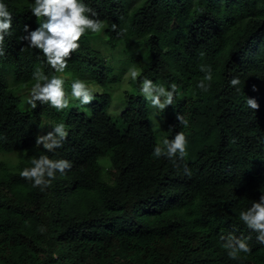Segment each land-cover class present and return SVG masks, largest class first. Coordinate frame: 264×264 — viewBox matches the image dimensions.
I'll return each mask as SVG.
<instances>
[{
	"label": "trees",
	"instance_id": "16d2710c",
	"mask_svg": "<svg viewBox=\"0 0 264 264\" xmlns=\"http://www.w3.org/2000/svg\"><path fill=\"white\" fill-rule=\"evenodd\" d=\"M0 2L13 16L0 57V264H264V245L238 215L264 193V0H83L105 27L85 32L63 73L18 40L25 24L39 26L34 0ZM115 48L117 71L107 56ZM202 64L212 67L208 91L196 87ZM130 67L138 76L117 115L110 93L81 105L66 87L78 78L107 88ZM37 68L65 80L67 108H26L14 85L32 88ZM144 78L177 85L159 114L165 138L184 132L190 176L152 156ZM53 123L68 136L48 152L35 139ZM40 155L72 163L44 189L20 176ZM228 234L250 237L251 252L230 259L220 240Z\"/></svg>",
	"mask_w": 264,
	"mask_h": 264
},
{
	"label": "clouds",
	"instance_id": "9594fccd",
	"mask_svg": "<svg viewBox=\"0 0 264 264\" xmlns=\"http://www.w3.org/2000/svg\"><path fill=\"white\" fill-rule=\"evenodd\" d=\"M30 11L32 16L40 21L39 26L35 30H30V26L25 24L23 27L25 34L18 37V40L20 42L27 41L28 47L39 50L54 73H63L66 70L72 54L80 47L78 41L86 31L99 33L105 27L104 22L96 18L97 13L83 0H34ZM12 20L13 16L8 6L0 2V57L5 55L4 40L6 35H11ZM111 27L113 31H116L117 25L115 23ZM129 71L131 77L136 79L137 71L135 69ZM200 72L204 75L196 87L202 91H208L210 82L213 80L211 65H200ZM32 78L35 84L31 88L27 100L32 109L37 107L38 102L41 105L49 104L57 111L68 107V93L64 88L65 80L61 76L46 75L42 69L37 68L33 72ZM230 84L236 86L239 84V80L233 77ZM140 91L152 108L157 109L158 112H163L173 104L177 85L173 83L166 88L163 84L154 83L152 80L144 78ZM71 96L78 100L81 105H88L94 99L93 92L86 82L78 78L71 83ZM246 103L253 110L259 107L254 99H247ZM176 119L180 125L185 128L188 127L189 122L184 115L177 113ZM52 128L53 131L44 135L38 134L35 139V145H42L43 149L48 152L62 147V142L68 136L63 123L56 124ZM187 155V138L183 131L177 132L171 139L164 138L155 145L152 152V156L157 159L163 157L172 160L174 167L183 166L185 174L190 176L191 171L186 163ZM31 165V167L24 168L20 172V176L22 179L30 181L33 187L41 189L50 186L57 172L64 174L66 170L72 167L70 161L51 159L48 155L33 158ZM238 215L248 229L257 233V242L264 245V193L261 194L258 201H253L247 210L239 211ZM248 239L250 237H237L233 234L220 236V240L223 242L222 247L227 250L228 257L233 260L238 259L240 253L251 252L247 243Z\"/></svg>",
	"mask_w": 264,
	"mask_h": 264
},
{
	"label": "rangeland",
	"instance_id": "374dc122",
	"mask_svg": "<svg viewBox=\"0 0 264 264\" xmlns=\"http://www.w3.org/2000/svg\"><path fill=\"white\" fill-rule=\"evenodd\" d=\"M97 38H99V37H97ZM101 49L103 52H108V50H110V49L105 48V47H101ZM121 52H122V50H120L119 48L117 50V48H115L112 52L107 53V56L111 55V58L109 59V63L112 64L113 66H115L116 71H117V66H120L119 59L123 57ZM125 56H127L125 58H128L129 55L127 54V52L125 53ZM130 69H135V68L134 67L127 68L125 70L124 74L121 76L120 81L115 82L113 85L108 86L107 88L98 87L96 84L91 83V82L86 83L87 86L92 90L93 93H95V92H108L111 94L112 103L109 107V112L112 115L119 114L127 105L128 96L125 92V89L128 87L129 78L131 77L130 71H129ZM135 70L137 71V69H135ZM9 78L12 81V75H10ZM14 86H15L16 91L21 94L23 101H24V105L26 106V108L31 107L27 103V100H28L29 95H30L31 87H28V86L19 87L17 85H14ZM66 87L71 89V84L70 83L67 84ZM149 107L151 110L150 117H151L152 128H153L154 133L156 135L157 142L159 143L165 138L164 129H163V126L161 125L162 117L160 116L157 109L152 108L150 106V104H149ZM55 125L56 124L53 123L51 125L43 127L41 130V135L47 134V132L50 131L49 126H51V128H52ZM52 130H53V128H52ZM10 158L16 159L17 157H16V155L11 154Z\"/></svg>",
	"mask_w": 264,
	"mask_h": 264
}]
</instances>
